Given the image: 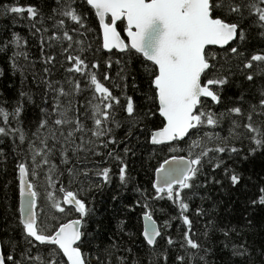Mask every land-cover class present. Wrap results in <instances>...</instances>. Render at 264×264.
<instances>
[{"label":"snow or ice","instance_id":"obj_1","mask_svg":"<svg viewBox=\"0 0 264 264\" xmlns=\"http://www.w3.org/2000/svg\"><path fill=\"white\" fill-rule=\"evenodd\" d=\"M54 3L47 17L54 21L51 29L43 27L45 13L36 5H22L18 0L0 3L5 18L27 20L30 33L39 34L43 63L50 66L43 69L45 74L51 75L57 64H67L64 83L69 85L66 90L61 81L42 78L45 107L40 108L31 135L24 131L23 99L10 111L0 107V137H10L15 144L13 180L18 192L15 205L6 192L0 200V218L6 226L0 238V264H145V256L147 264H209L210 249L194 238L197 234L189 215L201 217L206 212L200 207L191 209L190 201L210 184L226 194L243 191L251 177L244 175L240 165L264 153V83L256 89L258 95L248 98L249 87L264 81V47L249 48L254 38L264 43V0ZM90 18L98 21L101 34L95 49L84 39L96 31ZM46 32H50L47 41ZM21 40L12 32L0 48L7 51L12 45L17 49L9 57L13 69L18 67L17 57L27 59L26 52L18 51ZM45 44L50 50L47 54ZM101 51L107 54L105 69L112 68V56L118 57L119 83L112 81L107 70L98 77L101 60L97 53ZM129 80L140 100L128 95ZM232 88L237 91L230 96ZM85 91L91 98L81 120L84 105L78 106L73 97ZM25 95L20 93L21 98ZM226 119L227 135L222 136L216 130ZM141 137L154 151L172 153L155 167L148 188L134 184L129 161L136 155L132 141ZM206 167L209 174H205ZM2 172L8 174L7 161ZM114 175L119 190L111 200L119 202L118 211L124 217L116 231L109 227L110 220L106 223V218L97 216L92 195L110 187ZM12 182L6 181L3 188ZM130 183L138 198L125 202L122 193ZM244 195L245 212L259 209L264 222V181L254 194ZM38 200L49 202L61 215L42 219ZM160 200L171 202L176 211L162 224L151 207ZM134 218L142 221L139 247ZM245 219V227H255L252 219ZM173 220L185 226L179 239L168 231ZM89 224L94 226L92 231ZM207 229L205 225V237ZM219 230L226 239L230 234L241 236L234 227ZM252 252L246 240L232 244L231 256L243 259L229 264H247Z\"/></svg>","mask_w":264,"mask_h":264},{"label":"trees","instance_id":"obj_2","mask_svg":"<svg viewBox=\"0 0 264 264\" xmlns=\"http://www.w3.org/2000/svg\"><path fill=\"white\" fill-rule=\"evenodd\" d=\"M14 0H0V3L9 4L13 3ZM22 5L33 4L41 8L45 13V20L43 27L51 29L53 20H49L47 17L50 14V9L55 7L54 0H18ZM90 26L96 29L95 32H90L84 37L86 42H91L93 49L99 47L101 42V34L98 29V21L90 18ZM41 25H37L40 27ZM18 33L21 40V48L18 51L26 52L27 59L23 56L17 57L16 69H13L9 57L12 56V52L17 50L12 45H9L7 51H0V107L6 108L9 111L15 106L18 100L23 99L25 112L23 114L24 118V131L31 135L32 131H35L36 121L39 118L40 108L45 107L44 93L45 86L41 82L42 78L51 79L53 81H61L64 84L66 90H68L69 85L64 83L68 74L65 73L64 67L60 64L56 65L55 69H51V75H47L43 72L45 67H50L43 63V57L40 52L39 45V34L33 36L30 33L27 20H16L15 22L11 18H5L2 12H0V48L11 39V33ZM45 41H47L50 32L43 34ZM27 40V46H23V41ZM264 47L258 38H254L249 46L250 50L258 51L260 48ZM50 50L45 44L44 52L47 54ZM59 51V48H56ZM98 58L101 60V68L98 70L97 75L100 77L104 71L107 70L109 76L112 78L114 83H119V78L117 73L119 72V66L116 65L115 60L117 56H112L113 65L111 69H105L103 61L107 59V54L104 51L97 53ZM58 60H62V57L57 56ZM134 68H140L139 64H134ZM77 79H81L79 76ZM107 83V82H105ZM264 81L257 80L256 84L250 86L248 89L249 99L253 96L258 95L256 89ZM83 80L81 79V87L83 88ZM237 89H228V95L235 93ZM24 92L26 95L21 98L20 93ZM114 93L118 94V90L114 89ZM128 95H133L135 100H140L138 94H134L131 88V80H129ZM28 97H31V102H29ZM90 93L85 91L81 94L73 97L74 102H78L79 105H84L80 107L81 120L84 119L83 113L87 107L86 101L90 99ZM49 104L52 102V93L49 92L47 96ZM63 100V98H62ZM142 102V101H141ZM255 102V100H253ZM223 110V109H221ZM89 126H90V122ZM15 126V125H13ZM229 122L226 119L221 128L216 131L220 135H227V129ZM118 133L122 135V131L118 130ZM132 145L136 149V155L134 157H129L131 165V174L134 177V184L137 186H143L148 188L150 182L154 179V169L158 167L163 159L172 153H167L166 150L156 149L154 151V146L149 145L141 137L139 140H133ZM211 146V145H210ZM239 146V145H238ZM247 146V142L245 143ZM123 147V145H121ZM15 144L10 137L4 138L0 137V200H3L5 192L10 198L13 205L17 202L18 192L15 187V181L13 180V156ZM180 155H186V153H178ZM58 162V154L55 157ZM5 161H7L8 174L4 175L2 169L5 166ZM225 161L232 165V161L225 157ZM113 172H116V165L113 164ZM241 170L244 171L246 177H251L249 181L246 182V186L243 191H233L225 193L220 190L219 186L209 185L207 188H202L190 201V208L196 209L197 207L203 208L206 212L205 215L201 217L192 216L190 218L193 220V231L197 234L196 237L199 240L205 242V247L210 249L208 254L209 264H229L230 260H242L241 257L231 256V247L234 243H240L243 240L248 242V245L253 249L252 256L247 264H264V254H261V248L264 247V228H262V220L260 210L257 209L255 212L246 213L243 201L245 200L244 192L248 195H252L256 192V186L261 185L264 181V153L258 152L255 157H251L249 162L240 165ZM205 174H209V169L206 167L204 169ZM219 173V170H217ZM6 181H13L9 185L8 189H4L3 185ZM118 177L113 176V183L110 187H105L103 191H96L92 195L95 197L94 205L97 210V216L106 218L105 222L108 223L110 220L109 227L112 231H116L117 223L120 219L124 217L118 211V201H112L111 196L113 192L118 191ZM59 197L60 194L56 193ZM203 197V199H201ZM138 198V193L134 191L133 184L130 183L127 189L123 190L121 199L127 202L128 200ZM154 218L157 220L158 224H162L165 219L169 216L176 215L175 207L171 202L167 200H160L151 205ZM42 209V219L50 218L52 216H60L61 214L57 212L56 209L50 206V203L44 200H38L37 212H41ZM140 212V209H137ZM252 219L255 227L248 228L245 227L247 220L245 217ZM75 218L72 217H61V219ZM209 221L212 223L209 224ZM135 228L133 231L136 232L137 239L135 244L139 247L141 240L139 238V228L141 227L142 221H137L135 218L133 220ZM205 225H208V235L205 237L203 233L205 232ZM93 225L89 224V231H92ZM184 225L179 220L172 221V227L168 230L174 239H179L180 234L184 230ZM234 227L241 236H236L235 234H230L229 238H225L224 235L219 230L220 228ZM6 226L4 220L0 218V238L4 237V232ZM19 229H17L18 233ZM16 234V233H12ZM99 242V241H97ZM106 242V241H105ZM228 244L225 248L224 245ZM144 255V253H140ZM145 264H147V257L145 256Z\"/></svg>","mask_w":264,"mask_h":264},{"label":"water","instance_id":"obj_3","mask_svg":"<svg viewBox=\"0 0 264 264\" xmlns=\"http://www.w3.org/2000/svg\"><path fill=\"white\" fill-rule=\"evenodd\" d=\"M105 52V51H104ZM37 204H38V202H37ZM38 207V206H37Z\"/></svg>","mask_w":264,"mask_h":264},{"label":"flooded vegetation","instance_id":"obj_4","mask_svg":"<svg viewBox=\"0 0 264 264\" xmlns=\"http://www.w3.org/2000/svg\"><path fill=\"white\" fill-rule=\"evenodd\" d=\"M123 35V34H122Z\"/></svg>","mask_w":264,"mask_h":264}]
</instances>
